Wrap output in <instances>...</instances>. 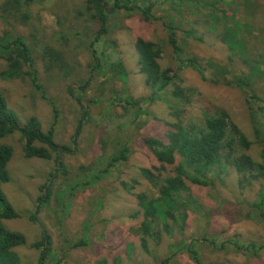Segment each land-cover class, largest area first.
Segmentation results:
<instances>
[{"label": "rangeland", "instance_id": "rangeland-1", "mask_svg": "<svg viewBox=\"0 0 264 264\" xmlns=\"http://www.w3.org/2000/svg\"><path fill=\"white\" fill-rule=\"evenodd\" d=\"M6 1L0 0V73L7 69L11 45L21 38L30 47L37 82L35 85L28 76L12 81L0 78V93L22 124L36 117L43 131L53 130L56 142L71 150L60 158L54 153L49 159L27 158L20 133L0 141L13 150L8 164L10 181L2 188L20 216L3 221V225L26 238V246L16 249L20 264L38 263L40 252L33 244L42 239V231L48 232L54 254H65L67 264H115L116 259H121L119 264H162L169 246L183 240L195 241L201 264H264L263 251L250 259L246 250L249 244L264 243V225L255 220L257 212L250 207L264 193V178L241 188L240 175L234 169L217 167L212 177L221 175L222 180L208 186L188 183L196 203L188 213L183 233L163 234L158 243L149 239L151 254L141 248L138 230L143 216L136 196H158V189L142 176V169L159 166L142 138L167 141L172 129L167 123H177V117L188 124L200 122L204 113L218 118L225 112L251 142H256L255 122L264 130V108H260L264 101V62L255 74L239 60L228 63V43L213 30L218 20L209 16L203 5L187 12L178 0L131 2L130 6L136 4L152 16L148 21L143 14L113 8L115 0H109V34L95 44L102 64L95 68L97 58L92 57L89 47L98 26L83 16L85 0H34L30 5L21 1L18 9L11 8L16 16L4 14ZM220 6L228 12V5ZM238 8L249 16L250 27L264 38V13L253 25L255 13H247L240 5ZM243 18L238 15V19ZM171 28L183 50L180 55L167 41ZM63 31L68 40H61ZM222 32L227 33V28ZM138 38L161 44L160 64L163 69L172 68L170 84L157 88V93H152L141 72ZM259 46L264 51V43L259 41ZM46 47L63 50L65 62L48 66L43 60ZM193 57L203 68L209 62L227 66L231 69L226 74L229 81L250 77L252 91L204 81L187 64ZM119 63L124 72L115 70ZM24 70L29 67L24 66ZM182 89L188 102L172 99L174 91ZM125 146L129 159L107 168L108 161ZM261 151L255 144L247 154L261 163ZM170 173L164 172L163 177ZM80 240H88V246L68 249ZM128 248L130 257L126 256ZM170 264L195 263L187 254H179Z\"/></svg>", "mask_w": 264, "mask_h": 264}, {"label": "trees", "instance_id": "trees-1", "mask_svg": "<svg viewBox=\"0 0 264 264\" xmlns=\"http://www.w3.org/2000/svg\"><path fill=\"white\" fill-rule=\"evenodd\" d=\"M21 1L24 5H30L34 2V0H7L3 9L4 14L16 16L11 8L16 7L18 9L22 5ZM133 1L125 0L124 3H120L119 0H115L113 8L143 14L144 18L150 21L152 16L148 15L146 10H140L136 4L130 6ZM256 1L257 3L254 0H178V4H184L187 12L203 5L209 16L215 15L218 23L213 27V30H218L220 32L219 37L228 43L230 51L228 63L239 60L244 67L249 69L250 73L255 74L260 72L262 62H264V51L259 46V41L264 43V38L250 27L249 16L240 12L238 5L251 15L255 13L252 24L257 25L259 15L264 13V2L262 0ZM108 3L109 0L84 1L86 8L83 16L87 17L88 22L98 26L96 35L89 47L92 57L97 58L95 68L102 67L95 44L104 40L109 34ZM221 4L223 6L228 5V12L220 6ZM218 12H221L220 16H217ZM239 14H242L244 18L238 19ZM77 15L80 16V13ZM24 17L27 18L26 15ZM2 18L5 16L3 15ZM227 25L228 27H226ZM224 27L227 28V33L222 32ZM60 35L63 36L61 40L69 39L64 31ZM167 41L176 55L183 52L177 43L176 32L172 28L168 31ZM11 46L9 57L6 60L7 69L0 73V78L12 81L15 78L28 76L36 85L37 71L33 67L34 62L30 55V47L21 38L15 40ZM136 50L139 55L141 72L145 74L147 85L151 87L152 93H157V88L165 89L172 80V68L163 69L160 64L163 55L162 45L138 38ZM43 60L48 66L61 64L65 62V52L46 47ZM195 61L196 58L193 57L187 61V64L189 63L192 68L197 70L204 81H209L215 85L236 86L246 93L252 91L254 83L250 77L245 75L243 79L229 81L226 79V74L230 73L231 69L227 66L209 62L206 68H203ZM24 66H28L29 70H24ZM119 68L121 72H124V67L120 63L115 66V70ZM209 70L212 71L209 72ZM88 84L89 82L83 85L81 90H85ZM183 90L174 91L173 96L171 95L172 99L188 102ZM70 93L73 95L72 91ZM128 103L132 104L131 101ZM260 108H264V101ZM174 111L178 113L176 109ZM220 115L216 118L204 113L200 122L195 120L194 123H191L188 121V124L183 122L181 117H177L179 120L177 123H167L172 128L167 133V141L154 137L142 138L143 143L159 163V166L153 169H142L143 178L149 180L152 186L158 189V196H150L145 193L136 195L143 216L138 233L142 236L141 248L146 253L151 254L148 245L149 239L158 243L161 242L163 234L174 236L176 233H183L188 213L196 203L188 183L208 186L212 185L214 180H222L221 175L216 178L212 177L213 170L217 167L234 169L240 175L239 185L241 188L250 186L253 180L264 178V130L261 125L255 122L254 135L257 143L251 142L232 122L229 115L225 112L220 113ZM15 133H20L23 139L24 153L27 158L49 159L53 153L60 158L63 153L71 151L69 147L60 146L56 142L53 130L43 131L41 123L36 117L30 118L25 124H22L17 115L9 109L6 98L0 93V141ZM255 144L262 148L261 163H256L247 154V151ZM12 156V148L0 142V264H20V257L16 249L27 244L22 233L7 231L3 225V221L17 219L20 216L8 202L2 188L10 181L8 164ZM178 156L179 158H177ZM128 159L129 148L125 146L117 156L108 161L107 168ZM258 170H261L262 173H258ZM164 172L171 173L163 177ZM250 207L257 212V219L255 220L264 225V193L256 202L251 203ZM30 218L34 221L36 213L32 214ZM183 241L169 246L170 252L162 260V264H170L171 260L179 254H187L195 264H201L200 252L195 241L190 243ZM87 242L88 240L74 242L68 249L87 247ZM173 245L176 246L172 247ZM220 247L225 248L224 245ZM33 248L40 252L37 264H67L65 254H54L53 243L50 241L48 232L42 231V239L34 243ZM246 250L250 256L248 258H257L261 256L262 251L264 252V243L259 246L249 244ZM126 256L130 257V248L127 249ZM120 261L121 259H116L115 264H119Z\"/></svg>", "mask_w": 264, "mask_h": 264}]
</instances>
